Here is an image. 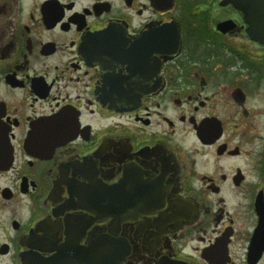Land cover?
<instances>
[{"label": "flooded vegetation", "instance_id": "obj_1", "mask_svg": "<svg viewBox=\"0 0 264 264\" xmlns=\"http://www.w3.org/2000/svg\"><path fill=\"white\" fill-rule=\"evenodd\" d=\"M261 23L264 0H0V264H264Z\"/></svg>", "mask_w": 264, "mask_h": 264}, {"label": "water", "instance_id": "obj_2", "mask_svg": "<svg viewBox=\"0 0 264 264\" xmlns=\"http://www.w3.org/2000/svg\"><path fill=\"white\" fill-rule=\"evenodd\" d=\"M246 20H248V22L250 23L249 24V27L247 28V31L249 32V34L252 36L253 34H256L259 36L260 35V32H258V30H255V28L258 26V25H253V23H251L249 20V17L246 18ZM261 26L264 28V23H261ZM262 33H263V36H264V30H262Z\"/></svg>", "mask_w": 264, "mask_h": 264}]
</instances>
